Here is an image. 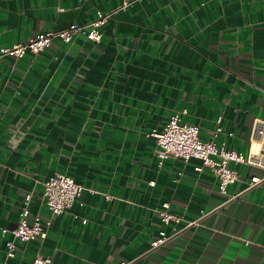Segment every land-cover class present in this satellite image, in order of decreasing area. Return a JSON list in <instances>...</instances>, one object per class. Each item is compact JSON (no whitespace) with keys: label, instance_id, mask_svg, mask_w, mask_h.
I'll return each mask as SVG.
<instances>
[{"label":"crops","instance_id":"1","mask_svg":"<svg viewBox=\"0 0 264 264\" xmlns=\"http://www.w3.org/2000/svg\"><path fill=\"white\" fill-rule=\"evenodd\" d=\"M99 11L111 14L101 43L81 33L0 57V226L18 225L28 196L30 214L51 220L12 257L0 232V264H264V180L249 186L264 170L231 163L240 179L223 194L199 160L159 165L149 136L181 114L210 140L221 117L219 143L258 151L264 0H0V50ZM59 173L86 189L53 215L45 182Z\"/></svg>","mask_w":264,"mask_h":264},{"label":"built area","instance_id":"2","mask_svg":"<svg viewBox=\"0 0 264 264\" xmlns=\"http://www.w3.org/2000/svg\"><path fill=\"white\" fill-rule=\"evenodd\" d=\"M111 14L98 12L97 17L84 24L73 23L68 28L59 31H46L38 33L27 42L17 43L11 47L2 48L1 56H12L22 58L28 52L38 54L51 46L54 40H61L70 43L78 34H85L86 38L93 43H101L103 39L102 28ZM187 111H184L186 114ZM221 117L217 120V127L212 139L204 140L201 137L200 128L197 125L189 124L184 121L181 114L172 116L163 126L162 130H153L149 136L156 139L157 148L155 155L159 165L169 157L182 158L185 161L196 159L200 165L196 167L198 171L209 168L219 179V191L227 194L228 186L234 184L240 179L237 170L230 167V164L242 163L253 165L264 170V120L257 119L254 124V137L258 140V151H251L249 154L229 149L225 143H219L218 134L222 132ZM264 180V176H252L250 187L257 186ZM85 186L77 183L76 180L66 174L59 173L50 177L45 182L44 197L47 207L51 214L60 215L66 209L78 202L85 191ZM23 204L18 225L9 230L0 226V232L3 236L11 234L14 240L7 242V256L12 257L15 253V240L21 242H31L38 239H45L51 225V220L44 219L41 216H32L28 208V201ZM110 198V197H109ZM170 204L168 202L162 205L159 210L160 218L163 224L168 225L176 218L169 212ZM169 236L166 232H161L160 236L153 242L152 246L157 247L165 242ZM50 257L38 254L32 264H50ZM123 264V263H122Z\"/></svg>","mask_w":264,"mask_h":264}]
</instances>
